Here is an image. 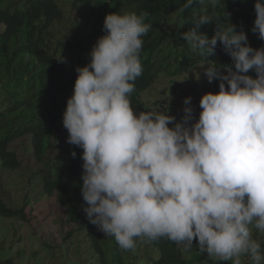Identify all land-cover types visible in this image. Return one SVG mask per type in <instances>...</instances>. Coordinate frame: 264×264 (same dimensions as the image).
Wrapping results in <instances>:
<instances>
[{"label":"clouds","instance_id":"9594fccd","mask_svg":"<svg viewBox=\"0 0 264 264\" xmlns=\"http://www.w3.org/2000/svg\"><path fill=\"white\" fill-rule=\"evenodd\" d=\"M206 2L215 9L222 0H185L179 10ZM254 13L250 31L264 41V0H255ZM148 17L107 14L89 62L75 69L62 124L67 142L83 150V211L124 250L141 238L190 252L195 240L217 262L264 264V243L254 236L264 235V47H251L242 27L218 25L215 11L194 17L181 38L205 61L207 80L220 81L218 92L201 96L195 120L190 96L179 121L167 111L134 113ZM213 22L211 38L198 31ZM218 42L231 66L208 63Z\"/></svg>","mask_w":264,"mask_h":264},{"label":"trees","instance_id":"16d2710c","mask_svg":"<svg viewBox=\"0 0 264 264\" xmlns=\"http://www.w3.org/2000/svg\"><path fill=\"white\" fill-rule=\"evenodd\" d=\"M67 2L79 17L81 8L92 13L90 20L79 24L66 21L62 3ZM185 0H0V165L15 169L19 166L16 151L11 146L15 140L28 137L22 146L30 151L39 166L32 177L39 180L42 192L55 195L57 202L66 208L70 220L77 222L72 233L84 232L89 240V249L96 264H136L143 261L131 250L121 249L114 237L99 231L87 219L83 207L86 202L81 195L82 149L67 142V130L62 117L66 101L72 95L77 67L90 60L91 48L97 38L103 36V21L107 14L125 11L149 13L147 23L151 30L143 39L141 52L142 75L135 81V92L131 95L134 112L146 109L141 99L158 75L178 64L185 68L205 62L198 53L192 52L181 38V33L194 27L193 18L216 13V23L226 26V21L243 28L253 48L264 47V41L250 31L255 19V0H222L215 9L209 3L196 4L186 12H180ZM227 15H225V13ZM220 17V19H219ZM215 22L201 26L198 31L209 38L217 30ZM84 27L86 39L75 41ZM92 43V45L90 44ZM170 55H174L168 59ZM62 56L64 62L58 58ZM209 64L231 66L230 57L219 42L215 55H208ZM223 71V69H221ZM248 75L255 78V72ZM220 81L213 79L214 92H218ZM227 88V83L225 82ZM75 153V156H73ZM24 216L23 208H15L10 201L0 196V217L7 219ZM258 233L254 236L264 243ZM145 241L153 256L144 264H194L202 256L185 257L178 244L167 239ZM4 245L0 244L2 249ZM4 249V248H3ZM0 250V264H15L13 259ZM17 254H20L17 251Z\"/></svg>","mask_w":264,"mask_h":264},{"label":"rangeland","instance_id":"374dc122","mask_svg":"<svg viewBox=\"0 0 264 264\" xmlns=\"http://www.w3.org/2000/svg\"><path fill=\"white\" fill-rule=\"evenodd\" d=\"M62 9L67 22L76 21L83 25L92 15L86 7H82L76 18L77 13L67 2L62 3ZM82 25L77 27L80 32L76 34L75 41L83 42L86 39ZM173 56L170 55L168 59ZM203 63L181 69L177 68V63L169 64L167 67H175L174 71L158 75L152 86L141 96L147 108L134 113L146 110L167 111V114L179 121L183 115V100L190 96L194 120L198 118L201 96L206 92L215 93L212 81L207 80L204 69L201 68ZM28 141L26 136L11 143L20 161L17 168L10 169L0 165V196L10 201L13 207L23 208L24 214L23 217H0V244L4 245L0 250L10 252L8 256L15 264H96L92 258L89 259V256L94 255L89 249L90 243L84 232L72 233L78 223L70 220L66 208L57 202L55 195L44 194L40 181L32 177L39 165L34 162L30 151L22 148ZM258 236L261 239V234ZM193 244L190 252H186L182 245L178 246L185 257L191 258L193 254L202 256L194 264H231L230 261L217 262L207 254L200 253L195 248V240ZM130 250L143 260H138L136 264H144V261L154 255L145 241H135V248Z\"/></svg>","mask_w":264,"mask_h":264}]
</instances>
